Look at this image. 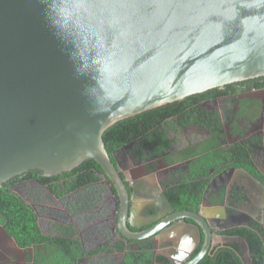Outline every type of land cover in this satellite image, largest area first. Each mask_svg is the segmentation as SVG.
Segmentation results:
<instances>
[{"label": "water", "instance_id": "95a60500", "mask_svg": "<svg viewBox=\"0 0 264 264\" xmlns=\"http://www.w3.org/2000/svg\"><path fill=\"white\" fill-rule=\"evenodd\" d=\"M261 76L264 0H0V187L29 170L54 176L95 159L121 196L120 231L144 239L190 219L163 233L193 236L191 253L203 231L200 251L185 263L197 264L213 247L212 226H242L249 216L205 197L200 212L130 231L127 186L103 135L144 111ZM144 199L133 214L148 202L171 207L163 193ZM220 237L242 239L249 252L244 237Z\"/></svg>", "mask_w": 264, "mask_h": 264}, {"label": "flooded vegetation", "instance_id": "af4514ba", "mask_svg": "<svg viewBox=\"0 0 264 264\" xmlns=\"http://www.w3.org/2000/svg\"><path fill=\"white\" fill-rule=\"evenodd\" d=\"M167 109L165 114L150 121L139 120L129 129L135 134L139 128L151 126L147 130L149 136L139 134L111 152L107 149L127 186L129 230L135 233L144 231L180 211L200 212L205 197L214 208L224 206L226 213L247 214L250 221L244 225L253 221L264 225V186L255 185V181L248 177L247 172H251L247 167L235 165L236 158H239L249 167H256L257 179L264 177V76L188 96L175 101ZM96 174L100 176L99 180L62 194L59 192L65 189L66 180L75 173L53 181L62 184L57 192L38 177L22 179L23 174L14 177L20 179L10 187L33 207L41 234L62 238L63 246H77L82 250L74 264H137L135 254L141 242L149 238L154 244V256L147 264H185L198 254L204 242L202 229L203 242L191 253L189 249L195 246L193 236H187L181 230L179 233L176 230L163 233L171 227H179V223H194L190 219H177L144 239L126 237L119 229L121 196L103 168ZM180 184L207 185L198 209L187 208L189 204L177 207L167 197L169 187ZM236 185L245 188L248 199L229 211V191ZM221 188L226 190L224 199L213 200L215 192H220ZM157 189L159 192H155ZM161 193L171 207L167 203L158 210L152 206L153 202L147 201L139 212L133 214L137 208L135 201H146L145 194L160 197ZM171 194L173 196L174 192ZM212 211L217 212L216 209ZM221 222L227 223V220ZM0 226L3 225L0 223ZM211 229L213 239L225 235L219 232L226 229L221 230L218 226ZM234 241L240 242L239 239ZM47 242L53 244L51 240ZM240 245L242 247L241 242ZM42 246L43 243L20 246L0 229V264H34L36 251ZM214 248L215 245L211 250ZM158 256L163 260H157Z\"/></svg>", "mask_w": 264, "mask_h": 264}, {"label": "trees", "instance_id": "16d2710c", "mask_svg": "<svg viewBox=\"0 0 264 264\" xmlns=\"http://www.w3.org/2000/svg\"><path fill=\"white\" fill-rule=\"evenodd\" d=\"M173 103L175 102L144 111L135 116L123 119L109 127L103 135L106 148L111 152L115 147L135 139L139 134H146L149 136L147 130L151 128V126L141 127L139 128V132L135 134H131L129 129L132 124H136L139 120L148 119L150 121V119H154V117L162 113L165 114L168 110L167 108L172 106ZM235 165L247 167L255 177L256 175L258 176L259 172L255 166L249 167L239 158H236ZM97 170L102 171L101 165L95 159H88L70 172H65L60 175L45 176L38 170H29L23 174L24 176L21 178L38 177L42 182L49 183L53 192H57L58 189L62 187V184H56L53 183V181L75 173L74 177L66 180L65 189H61L59 192L62 194L99 180L100 176L96 174ZM17 179H20V177L16 179L13 178L0 187V223L6 228L7 232L14 237L20 246L43 243L42 248L36 251V260L34 264H74L73 261L75 258L82 255V250L77 246L76 248L63 246L60 241L62 238H50L47 235L41 234L37 223V215L33 207L10 187ZM261 180L264 181V177H261ZM206 187L207 185L205 184H180L178 186H170L166 194L177 207H184L185 204H189L187 208L198 209ZM172 192H174L173 196L171 194ZM175 193H177V195H175ZM225 193L226 190L221 188L220 192H215L213 200L222 201L226 195ZM190 197H192V200H189ZM246 199H248V194L245 188L237 185L233 186L229 191L228 197L229 206L231 207L229 211L233 210L234 207L240 205ZM219 233L229 236L239 235L244 237L249 246V254L251 256L250 264H264V225L261 224V222L253 221L250 225L229 228ZM47 240H51L53 244L48 243ZM200 246L196 252L200 249ZM153 248L154 244L150 238L143 240L139 246L138 252L135 254L138 256L137 264L150 263L154 256ZM241 253L240 242L234 241L228 245L225 244L214 248L197 264H246L242 260ZM157 260H163V258L158 256Z\"/></svg>", "mask_w": 264, "mask_h": 264}, {"label": "rangeland", "instance_id": "374dc122", "mask_svg": "<svg viewBox=\"0 0 264 264\" xmlns=\"http://www.w3.org/2000/svg\"><path fill=\"white\" fill-rule=\"evenodd\" d=\"M217 238H220V240H219L218 243H216ZM238 239H239V241H240L241 244H242L241 249H242V257H243V259H244V262H245L246 264H248V263H249V259H250L249 252L247 251V248H246V246H245L243 240L240 239V238H238ZM226 240H227V239H224V237H223L222 240H221V237H220V236H216L215 239L213 240V242H214V245L216 244V247H217V245H221V244L226 243ZM230 240H231V239H230ZM214 245H213V246H214Z\"/></svg>", "mask_w": 264, "mask_h": 264}, {"label": "crops", "instance_id": "0c3cea01", "mask_svg": "<svg viewBox=\"0 0 264 264\" xmlns=\"http://www.w3.org/2000/svg\"><path fill=\"white\" fill-rule=\"evenodd\" d=\"M219 240H220V238H217L216 243H218ZM221 240H222V238H221ZM227 242H228V241H227ZM215 246H216V244H215ZM217 246H220V245H217Z\"/></svg>", "mask_w": 264, "mask_h": 264}, {"label": "clouds", "instance_id": "9594fccd", "mask_svg": "<svg viewBox=\"0 0 264 264\" xmlns=\"http://www.w3.org/2000/svg\"><path fill=\"white\" fill-rule=\"evenodd\" d=\"M251 257V256H250Z\"/></svg>", "mask_w": 264, "mask_h": 264}]
</instances>
